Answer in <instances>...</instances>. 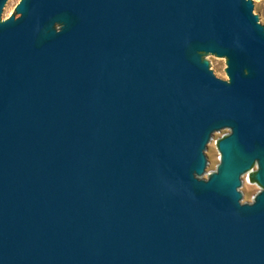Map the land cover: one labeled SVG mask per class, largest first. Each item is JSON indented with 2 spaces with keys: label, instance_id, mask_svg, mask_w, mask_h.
Returning <instances> with one entry per match:
<instances>
[{
  "label": "water",
  "instance_id": "1",
  "mask_svg": "<svg viewBox=\"0 0 264 264\" xmlns=\"http://www.w3.org/2000/svg\"><path fill=\"white\" fill-rule=\"evenodd\" d=\"M20 1L0 0V264H264L259 0L9 18Z\"/></svg>",
  "mask_w": 264,
  "mask_h": 264
},
{
  "label": "rangeland",
  "instance_id": "2",
  "mask_svg": "<svg viewBox=\"0 0 264 264\" xmlns=\"http://www.w3.org/2000/svg\"><path fill=\"white\" fill-rule=\"evenodd\" d=\"M21 1L16 3L15 5H13L11 7L9 18H11L13 16H16L17 18L19 17V15L16 14V9H17L18 5L21 3ZM254 3L262 8L259 17H264V0L255 1ZM209 62L212 64V66L214 67L216 72L219 75H221L226 81L230 80L228 75H227L228 61L221 62L216 57H213V58L209 59ZM227 135H228V133L226 135H224L222 138H224ZM214 161H215V165H216V170L214 173H216L218 170L219 164H220V154L218 151V147H217V150H216L215 155H214ZM248 189H249V193H250V197H251V199L249 200L248 203H252L254 198L256 197V195L261 191V187L257 183H254L252 181V176L248 179Z\"/></svg>",
  "mask_w": 264,
  "mask_h": 264
},
{
  "label": "trees",
  "instance_id": "3",
  "mask_svg": "<svg viewBox=\"0 0 264 264\" xmlns=\"http://www.w3.org/2000/svg\"><path fill=\"white\" fill-rule=\"evenodd\" d=\"M252 181L254 182V183H256V181H255V178L252 176Z\"/></svg>",
  "mask_w": 264,
  "mask_h": 264
}]
</instances>
